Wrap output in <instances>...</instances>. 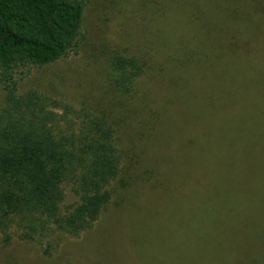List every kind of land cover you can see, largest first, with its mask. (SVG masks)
<instances>
[{
	"label": "rangeland",
	"instance_id": "obj_1",
	"mask_svg": "<svg viewBox=\"0 0 264 264\" xmlns=\"http://www.w3.org/2000/svg\"><path fill=\"white\" fill-rule=\"evenodd\" d=\"M260 14L264 0H90L76 52L18 69L20 92L105 112L121 172L90 229L12 230L0 264H264ZM116 53L145 62L128 96L109 81Z\"/></svg>",
	"mask_w": 264,
	"mask_h": 264
},
{
	"label": "trees",
	"instance_id": "obj_2",
	"mask_svg": "<svg viewBox=\"0 0 264 264\" xmlns=\"http://www.w3.org/2000/svg\"><path fill=\"white\" fill-rule=\"evenodd\" d=\"M89 1L0 0V85L5 93L0 108V241L4 245L12 230L20 240L32 242L56 232L78 236L90 229L110 200L107 186L121 172L115 129L105 112L76 110L18 87V69L44 67L78 50ZM258 22L264 23V14ZM109 69L113 90L128 96L144 74L145 62L133 54L116 53ZM64 185H71L78 197L66 212L60 209Z\"/></svg>",
	"mask_w": 264,
	"mask_h": 264
}]
</instances>
